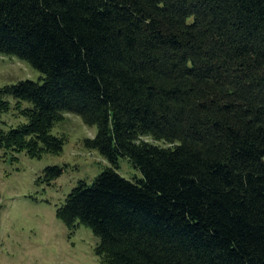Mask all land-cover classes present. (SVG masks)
<instances>
[{
    "label": "trees",
    "instance_id": "1",
    "mask_svg": "<svg viewBox=\"0 0 264 264\" xmlns=\"http://www.w3.org/2000/svg\"><path fill=\"white\" fill-rule=\"evenodd\" d=\"M0 53L42 73L0 87V113L29 104L0 149L62 150L65 112L97 126L113 167L58 215L106 264H264V0H0Z\"/></svg>",
    "mask_w": 264,
    "mask_h": 264
},
{
    "label": "rangeland",
    "instance_id": "2",
    "mask_svg": "<svg viewBox=\"0 0 264 264\" xmlns=\"http://www.w3.org/2000/svg\"><path fill=\"white\" fill-rule=\"evenodd\" d=\"M22 79L42 82V73L18 56L0 53V87ZM10 108L0 113V128L8 130L27 118L16 100L8 96ZM22 106V107H23ZM51 133L63 138L62 150L29 156L24 151L0 149V264H106L97 253L99 237L80 224L69 228L58 215L67 195L84 181L91 184L106 168L113 167L97 149L87 146L97 134L72 112L54 123ZM144 140L163 144L150 136ZM60 166L62 174L49 181L45 170ZM118 172L126 179L143 178L127 157H119Z\"/></svg>",
    "mask_w": 264,
    "mask_h": 264
}]
</instances>
